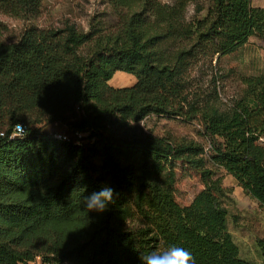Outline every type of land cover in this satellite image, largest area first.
<instances>
[{
  "label": "trees",
  "instance_id": "obj_1",
  "mask_svg": "<svg viewBox=\"0 0 264 264\" xmlns=\"http://www.w3.org/2000/svg\"><path fill=\"white\" fill-rule=\"evenodd\" d=\"M43 1L0 0V14L34 18ZM107 2L109 26L85 31L66 20L0 54V264H142L140 256L172 245L196 264H255L229 230L220 169L264 207V75L243 76L224 102L216 78L198 88L192 71L264 38V8ZM117 72L136 83L111 86ZM152 114L197 120L210 159L195 139L147 133L140 123ZM54 123L66 140L45 131ZM18 124L24 132L12 138ZM180 162L204 183L186 206L173 189ZM103 185L119 195L103 213L88 211L84 197ZM257 245L264 264V239Z\"/></svg>",
  "mask_w": 264,
  "mask_h": 264
},
{
  "label": "rangeland",
  "instance_id": "obj_2",
  "mask_svg": "<svg viewBox=\"0 0 264 264\" xmlns=\"http://www.w3.org/2000/svg\"><path fill=\"white\" fill-rule=\"evenodd\" d=\"M172 3L174 0H161ZM206 6L213 0H201ZM254 7L264 8V0H253ZM195 6L190 7V16ZM206 14V12H205ZM66 20L76 23L80 29L88 31L91 26H109L115 21L112 8L107 0H44L40 15L30 19H16L4 13L0 14V54L17 45L29 31L46 27H58ZM2 65L0 64V73ZM264 75V38L254 35L249 42L237 52L216 56L212 62L200 63L192 71L195 87L208 89L217 79L221 98L228 102L237 96L243 87L242 77ZM137 79L126 72H117L110 80L113 87L133 86ZM211 86V87H212ZM140 125L147 133L154 136H179L195 139L205 145L210 159L209 140L203 135V129L197 120L186 121L182 118L150 115ZM45 131L68 135L67 128L54 123L46 126ZM264 143V137L262 138ZM173 189L179 204L186 206L192 203L195 196L204 188L200 174L188 164L177 163ZM224 186L227 189L222 201L229 210L228 225L241 256L255 264H262L258 239H264V207L247 195L236 179L220 169ZM69 264V263H65Z\"/></svg>",
  "mask_w": 264,
  "mask_h": 264
},
{
  "label": "clouds",
  "instance_id": "obj_3",
  "mask_svg": "<svg viewBox=\"0 0 264 264\" xmlns=\"http://www.w3.org/2000/svg\"><path fill=\"white\" fill-rule=\"evenodd\" d=\"M17 127L22 128V125L18 124ZM118 195L114 188L103 185L99 191L84 197V207L88 211L103 213ZM140 259L142 264H196L191 251L178 245L169 246L163 251H152L140 256Z\"/></svg>",
  "mask_w": 264,
  "mask_h": 264
},
{
  "label": "built area",
  "instance_id": "obj_4",
  "mask_svg": "<svg viewBox=\"0 0 264 264\" xmlns=\"http://www.w3.org/2000/svg\"><path fill=\"white\" fill-rule=\"evenodd\" d=\"M19 125H21V124H19ZM23 132H24L23 125H22V128L17 127V125H16L14 134L11 137L12 138L19 137V136H21L23 134ZM55 137L58 138V139H62V140H66L67 139V136L66 135H62V134H56ZM42 264H47V263H42Z\"/></svg>",
  "mask_w": 264,
  "mask_h": 264
},
{
  "label": "crops",
  "instance_id": "obj_5",
  "mask_svg": "<svg viewBox=\"0 0 264 264\" xmlns=\"http://www.w3.org/2000/svg\"><path fill=\"white\" fill-rule=\"evenodd\" d=\"M42 263H43L42 259L39 258L36 262H33L31 264H42Z\"/></svg>",
  "mask_w": 264,
  "mask_h": 264
}]
</instances>
